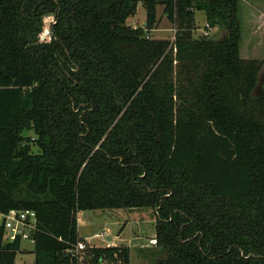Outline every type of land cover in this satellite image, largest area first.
<instances>
[{
	"label": "trees",
	"instance_id": "1",
	"mask_svg": "<svg viewBox=\"0 0 264 264\" xmlns=\"http://www.w3.org/2000/svg\"><path fill=\"white\" fill-rule=\"evenodd\" d=\"M240 1L0 0V213L35 212L33 264H76L80 212L139 208L155 264H264V60L239 55ZM158 6L172 41L149 35ZM196 11L219 39L194 38ZM20 246L0 226V264Z\"/></svg>",
	"mask_w": 264,
	"mask_h": 264
},
{
	"label": "rangeland",
	"instance_id": "2",
	"mask_svg": "<svg viewBox=\"0 0 264 264\" xmlns=\"http://www.w3.org/2000/svg\"><path fill=\"white\" fill-rule=\"evenodd\" d=\"M244 3L242 2V7ZM145 10L139 4L133 17L127 19V24L133 28L144 27ZM45 27L49 31L53 16L44 18ZM194 38L201 37L205 30L206 18L202 11H196L194 16ZM173 25L162 14V7L156 9V23L149 33L153 39L173 40ZM223 29L217 27L215 32L209 33L208 38L219 39L223 35ZM48 34V33H47ZM32 136L31 133H29ZM155 212L150 209H113L84 211L78 214V235L89 238V242L97 248L125 247L129 250V264H155L163 257L161 250L156 246L155 236ZM104 233L103 238L94 237ZM33 245L23 241L20 253L16 256L18 264H33L34 255L31 253ZM22 252V253H21Z\"/></svg>",
	"mask_w": 264,
	"mask_h": 264
},
{
	"label": "built area",
	"instance_id": "3",
	"mask_svg": "<svg viewBox=\"0 0 264 264\" xmlns=\"http://www.w3.org/2000/svg\"><path fill=\"white\" fill-rule=\"evenodd\" d=\"M205 30L201 34V37H208L213 32V29L205 25ZM78 222V216H77ZM0 226L5 231V240L13 242L19 240L20 242L27 241L32 245L34 244L33 234L36 230V215L34 211H10L8 213H0ZM104 233L96 234L94 237L103 238ZM75 244H72V248H68L64 251L66 256L75 260L76 264H109L105 261H99L97 263H90V257L88 255V249L95 247L89 242V238H81Z\"/></svg>",
	"mask_w": 264,
	"mask_h": 264
},
{
	"label": "crops",
	"instance_id": "4",
	"mask_svg": "<svg viewBox=\"0 0 264 264\" xmlns=\"http://www.w3.org/2000/svg\"><path fill=\"white\" fill-rule=\"evenodd\" d=\"M242 2L244 3L243 7ZM239 18L241 22L240 57L264 60V0H241L239 2ZM215 31L216 28L213 29V32ZM259 94H264V67L254 90L255 96Z\"/></svg>",
	"mask_w": 264,
	"mask_h": 264
}]
</instances>
